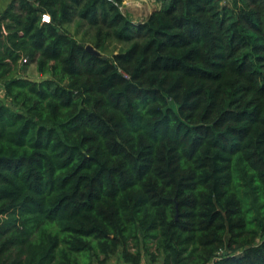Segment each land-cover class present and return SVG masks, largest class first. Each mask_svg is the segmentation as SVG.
Instances as JSON below:
<instances>
[{"label":"trees","instance_id":"obj_1","mask_svg":"<svg viewBox=\"0 0 264 264\" xmlns=\"http://www.w3.org/2000/svg\"><path fill=\"white\" fill-rule=\"evenodd\" d=\"M160 2L0 13V264H264V0Z\"/></svg>","mask_w":264,"mask_h":264},{"label":"rangeland","instance_id":"obj_2","mask_svg":"<svg viewBox=\"0 0 264 264\" xmlns=\"http://www.w3.org/2000/svg\"><path fill=\"white\" fill-rule=\"evenodd\" d=\"M160 4H161L160 0H122V3L120 5V10L132 22L138 23L144 21L152 11L159 9ZM69 30L73 32L74 27L70 26ZM75 36L78 39L81 38L80 35H75ZM119 48H121V45L119 43L109 42L108 45L106 46L105 51L100 53L111 54L113 52L118 51ZM27 66L30 68L32 64L28 63ZM28 72L29 73L32 72L33 75L36 76L39 75V73L35 74L36 70H28Z\"/></svg>","mask_w":264,"mask_h":264},{"label":"crops","instance_id":"obj_3","mask_svg":"<svg viewBox=\"0 0 264 264\" xmlns=\"http://www.w3.org/2000/svg\"><path fill=\"white\" fill-rule=\"evenodd\" d=\"M10 1H11V0H0V13H2V11L6 8V6L9 4ZM49 19H50V16H49L48 14H43V15H42V20H43V21H48ZM70 26H73V27H74V24H70V25H68V27H70ZM4 33H5V32H4ZM4 33H3V34H4ZM21 59H22V58H21ZM21 59L17 62L16 66H15V68H14V70H16V73H17L18 75H24V76H27V77H29V78H33V79H40V78L43 77L40 73H39L38 76L33 75L32 72L29 73L28 70H36L35 74H36V73L38 74L35 65L32 64V66L29 68V67L27 66V64L21 62V61H22ZM31 76H32V77H31ZM2 88H3V86H2V84H1V82H0V94H2ZM108 264H125V263H123V262L121 261V259L118 258V256H114V257H112V258L110 259V261H109Z\"/></svg>","mask_w":264,"mask_h":264},{"label":"water","instance_id":"obj_4","mask_svg":"<svg viewBox=\"0 0 264 264\" xmlns=\"http://www.w3.org/2000/svg\"><path fill=\"white\" fill-rule=\"evenodd\" d=\"M85 48H86L88 51L92 52V53L98 54V52H97L95 49H93L89 44H87V45L85 46Z\"/></svg>","mask_w":264,"mask_h":264},{"label":"built area","instance_id":"obj_5","mask_svg":"<svg viewBox=\"0 0 264 264\" xmlns=\"http://www.w3.org/2000/svg\"><path fill=\"white\" fill-rule=\"evenodd\" d=\"M3 33H4V28H3L2 25H0V36H1ZM21 60H22V62L25 63L27 59H26V58H22Z\"/></svg>","mask_w":264,"mask_h":264},{"label":"bare ground","instance_id":"obj_6","mask_svg":"<svg viewBox=\"0 0 264 264\" xmlns=\"http://www.w3.org/2000/svg\"><path fill=\"white\" fill-rule=\"evenodd\" d=\"M127 3V2H126ZM128 4V3H127ZM142 11V10H141ZM139 14V13H138Z\"/></svg>","mask_w":264,"mask_h":264}]
</instances>
